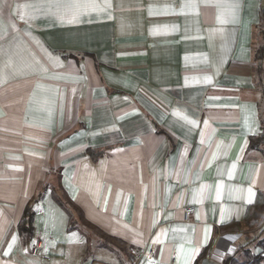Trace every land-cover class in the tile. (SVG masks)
I'll return each mask as SVG.
<instances>
[{
  "label": "crops",
  "instance_id": "0c3cea01",
  "mask_svg": "<svg viewBox=\"0 0 264 264\" xmlns=\"http://www.w3.org/2000/svg\"><path fill=\"white\" fill-rule=\"evenodd\" d=\"M262 4L0 0V264H130L151 247L138 264H220L207 255L264 190L249 146Z\"/></svg>",
  "mask_w": 264,
  "mask_h": 264
},
{
  "label": "trees",
  "instance_id": "16d2710c",
  "mask_svg": "<svg viewBox=\"0 0 264 264\" xmlns=\"http://www.w3.org/2000/svg\"><path fill=\"white\" fill-rule=\"evenodd\" d=\"M259 29H261L260 33L262 34V38L264 40V0L261 7ZM256 59L259 61V64L257 65V74L259 76L262 100L264 102V43L259 48L256 49ZM261 127H262V131L258 135L252 136L250 138L249 146L251 148L259 149L264 153V117L261 119ZM56 201L66 211L68 210L62 199L56 198ZM71 204L75 209H77V207H75L73 203ZM69 215L71 221L70 228H73L74 227V225H72L73 215L70 212ZM263 216H264V190L259 192L255 203H253L251 206L248 207L244 221L243 222L240 221V225H242V227L246 226L248 228V231L250 229L256 230L258 229L259 222L263 218ZM33 222H34V211L32 210V207L28 206L19 224V232L26 240H30L33 236V232H34ZM251 243H254L255 248L259 247L260 252L256 253L254 251V248L250 246ZM203 256H205L204 251L200 253L198 259L200 260ZM222 264H264V237L260 238L257 236V238H254L247 243L240 244L239 247L237 248V251H235L234 254H229L224 258Z\"/></svg>",
  "mask_w": 264,
  "mask_h": 264
},
{
  "label": "built area",
  "instance_id": "2783aa9c",
  "mask_svg": "<svg viewBox=\"0 0 264 264\" xmlns=\"http://www.w3.org/2000/svg\"><path fill=\"white\" fill-rule=\"evenodd\" d=\"M195 210V206L189 205L184 207V219L189 220L190 214ZM243 233L237 232L234 234H224L221 235L218 239L217 245L214 249L207 255L208 258L216 260L220 263L223 262L224 258L235 252L236 243L242 238ZM229 237H235V239H229ZM44 243L42 240H38L33 243V252L39 253L43 249ZM155 256V249L151 247L149 249L138 251L135 254V259L133 263L130 264H138L139 261L143 258H153Z\"/></svg>",
  "mask_w": 264,
  "mask_h": 264
},
{
  "label": "rangeland",
  "instance_id": "374dc122",
  "mask_svg": "<svg viewBox=\"0 0 264 264\" xmlns=\"http://www.w3.org/2000/svg\"><path fill=\"white\" fill-rule=\"evenodd\" d=\"M260 31H261V29L258 30L257 35H256V48H259L264 43V40L262 38V34L260 33ZM258 64H259V61H258ZM261 108H262V112H263V116H264V102H262ZM61 198L64 201V204L66 205V208L69 210V211L67 210L68 211L67 212L68 215H69V212H70L72 215L74 214L77 217V220H75L76 218L73 215V218H72L73 224L72 225H75V224L77 225L79 223V219L81 221V217H80V215L78 213L79 211L72 206V204L68 201V199L66 197H61ZM242 228H243V230H242L243 236L236 243V248H235L236 250L235 251H237V248L239 247L240 244L247 243L250 240H252L254 238H257V236L260 237V238L264 237V216L259 222L258 229H256V230L250 229L248 231V228L246 226H243ZM250 246L252 248H254V251L256 253H258V251L260 250L259 247L255 248L254 243H251ZM234 253H232V254H234ZM220 264H222V263H220Z\"/></svg>",
  "mask_w": 264,
  "mask_h": 264
},
{
  "label": "snow or ice",
  "instance_id": "6c2138e0",
  "mask_svg": "<svg viewBox=\"0 0 264 264\" xmlns=\"http://www.w3.org/2000/svg\"><path fill=\"white\" fill-rule=\"evenodd\" d=\"M74 7L79 8V5L76 4V5H74ZM75 19H76V14L73 15V20H75ZM193 123H194V122H193ZM233 167H235V165H234ZM253 195H254V193L252 192V189L249 188V189H248V201H249V202H251ZM207 239H208V237H207V234H206V235H205V242L207 241ZM229 239H235V237H229ZM15 240H16V238L13 237V239H12V243H13V244L15 243ZM11 247H12V244H9V246H8L9 251L11 250ZM5 255H8V252H5Z\"/></svg>",
  "mask_w": 264,
  "mask_h": 264
}]
</instances>
